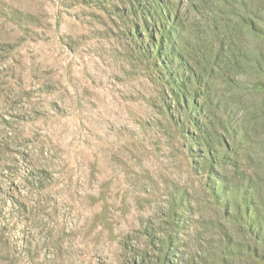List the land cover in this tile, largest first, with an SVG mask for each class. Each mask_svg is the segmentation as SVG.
<instances>
[{"label": "rangeland", "instance_id": "obj_1", "mask_svg": "<svg viewBox=\"0 0 264 264\" xmlns=\"http://www.w3.org/2000/svg\"><path fill=\"white\" fill-rule=\"evenodd\" d=\"M0 264H264V0H0Z\"/></svg>", "mask_w": 264, "mask_h": 264}]
</instances>
